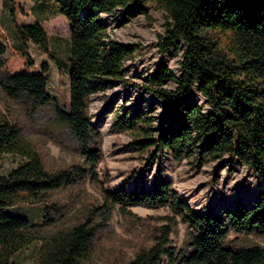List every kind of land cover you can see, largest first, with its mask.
<instances>
[{"label":"trees","instance_id":"obj_1","mask_svg":"<svg viewBox=\"0 0 264 264\" xmlns=\"http://www.w3.org/2000/svg\"><path fill=\"white\" fill-rule=\"evenodd\" d=\"M32 1L66 17L67 54L55 56L43 26L19 24L11 6L21 52L27 55L29 42L45 52L68 77L69 97L65 110L48 92L47 61L38 71L12 72L0 64V156L22 159L0 174V264H14L33 243L39 245L32 264H264V244L242 237L264 234V0ZM131 4L144 14L149 5L160 8L167 26L157 41L159 51L183 52L178 74L162 61L140 85L154 99L150 106L117 115L114 126L132 132L130 145L142 163L138 186L111 188L108 173L98 168L103 134L92 122L89 103L94 83L137 85L122 71L137 46L112 38L99 15ZM195 89L205 96L208 111L189 100ZM52 121L62 127H50ZM32 132L51 137L83 161L58 164L42 142L32 141ZM226 155L255 177L256 195L249 203L213 212L195 208L167 177L165 162L186 160L199 169ZM152 167L146 185L145 171ZM87 182L99 197H85ZM133 205L169 212L150 216L162 221L151 224L129 209ZM11 206H42V222L8 214ZM115 213L142 227L149 241L130 254L120 247L107 254ZM177 217L186 224L181 245L171 238Z\"/></svg>","mask_w":264,"mask_h":264},{"label":"rangeland","instance_id":"obj_2","mask_svg":"<svg viewBox=\"0 0 264 264\" xmlns=\"http://www.w3.org/2000/svg\"><path fill=\"white\" fill-rule=\"evenodd\" d=\"M11 6L15 8L14 18L19 24L39 22L43 26L52 52L58 57L67 54L70 29L66 17L62 14L54 15L47 6H41L32 0H0V64L12 72L38 71L40 64L47 61L49 64L48 92L57 99L60 107L66 110L69 97L68 77L65 74H59L55 63L33 43H27V55L21 52V43L11 18ZM99 15L108 25L112 38L137 46L133 59L125 60L122 66L123 73L137 85L94 83L95 89L89 103L92 122L103 134V157L98 163L99 171L103 174L108 173L107 185L111 188L130 189L140 183L138 175L142 156L130 145L132 132L119 130L114 126L116 117L125 109H133L137 105L146 108L153 103V97L143 91L140 85L147 81L148 76L162 61L178 74L183 49L180 48L177 53L159 51L157 41L164 33L167 19L164 12L154 5L147 7V14L140 12L136 5L131 4L127 7H116L112 12H100ZM27 61H31L32 65L26 66ZM170 85L172 86V83ZM189 100L202 103L204 110H209V103L198 89L194 90ZM160 110V102L155 101L154 113L158 115ZM50 127L62 126L57 121H52ZM30 137L34 142H42L54 161L60 165L83 161L80 155L62 147L51 137L37 136L33 132ZM21 160L15 154L1 155L0 174L5 173ZM164 165L173 188L195 208L205 207L211 212L218 211L222 206L233 207L237 201L249 203L256 195L255 177L252 171L238 160L231 161L227 155L218 161L205 162L199 169H195L186 160L180 163L165 162ZM153 167L145 171L146 185L151 182ZM85 197H99L96 188L88 182ZM129 209L134 214L147 218L151 224L162 223L151 217L169 212L163 206L133 205ZM5 210L10 215L26 218L33 223L42 222V206H11ZM134 226L128 217L125 218L119 213L113 215L112 230L107 234L104 244L107 254L113 247H116L115 249L120 247L123 255L130 254L133 247L149 241L142 227ZM185 234L186 224L177 217L171 238L174 243L181 245ZM242 237L247 241L264 244V234H250ZM38 245L33 243L20 252L15 257L14 264H32Z\"/></svg>","mask_w":264,"mask_h":264}]
</instances>
